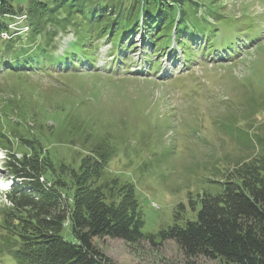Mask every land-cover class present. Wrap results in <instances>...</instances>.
Here are the masks:
<instances>
[{"label": "rangeland", "instance_id": "obj_1", "mask_svg": "<svg viewBox=\"0 0 264 264\" xmlns=\"http://www.w3.org/2000/svg\"><path fill=\"white\" fill-rule=\"evenodd\" d=\"M29 1L23 0L24 6ZM214 1L228 14L220 24L235 33L233 41L228 37L220 47L235 51L223 48L219 54V48L216 54L202 55L203 42L207 47L213 42L202 39L186 52L195 56L188 63L175 44L172 51L161 48L154 56L156 45L133 31L134 39L127 42L126 35L123 43L125 56L121 53L119 59H111L115 65L109 61L118 47L112 48L104 38L98 52L99 68L97 63L89 67L83 62L57 75L56 71L65 69L63 62L51 75L27 73L22 77L8 65L0 67V97L16 94L17 98L10 105L0 100V110L5 112L3 128L13 129L10 123L27 119L30 134L44 140L43 151L54 164L64 160L78 165L96 145L105 144L110 151L103 184L116 178L119 184L134 185L144 214L143 230L155 234V241L131 244L112 237L96 238L99 250L114 264H224L220 259L189 258L175 241L156 235L176 221L194 219L204 193L221 192L238 161L262 152L253 145L254 134L264 136V0ZM24 10L5 17L7 23L0 20L12 35L22 32L23 40L30 34L29 26L19 29L16 25L26 22L28 7ZM70 24L72 20H66L67 31L46 26V31L57 30L53 38L57 53L76 38ZM0 37L11 38L5 30ZM157 39L160 46L164 40ZM238 51L235 58L230 54ZM146 54L151 55L149 60ZM8 108L13 111L6 112ZM9 140V151L18 158L25 144L12 136ZM0 146L6 160L7 149ZM0 173V264H14L19 243L7 215L28 213L14 210L5 196L18 179L4 163ZM63 236L74 241L68 225ZM28 251L24 254L28 262L42 263L40 254Z\"/></svg>", "mask_w": 264, "mask_h": 264}, {"label": "trees", "instance_id": "obj_2", "mask_svg": "<svg viewBox=\"0 0 264 264\" xmlns=\"http://www.w3.org/2000/svg\"><path fill=\"white\" fill-rule=\"evenodd\" d=\"M212 1L30 0L24 6L23 0H0V20L6 23L5 17H15L28 7L26 22L16 27L30 29L23 40L22 32L12 35L6 24H0V32L5 30L11 37H0V67L8 65L19 76L51 75L63 62L65 69L56 71L57 75L83 62L95 67L102 39L108 38L117 46L124 43L126 35L129 39L133 30L141 31L151 43L158 44L157 38L164 40L160 48L167 50L175 23L179 47L185 51L200 44L198 40L216 37L219 31L224 39L233 41L235 33L220 24L228 14H223L221 6ZM69 19L76 38L57 53L53 45L57 30L46 31V26L52 24L67 31ZM197 33L200 37L192 43ZM16 99V94L0 97L9 105ZM4 113L0 110V145L8 152L6 166L18 179L5 196L14 210L28 213L7 215L19 243L14 264H35L26 260L24 254L28 250L40 254L43 264H114L99 250L96 238L112 237L131 244L144 239L155 241V234L143 230L145 219L134 185L119 184L116 178L106 184L101 181L109 157L107 145H96L78 165L64 160L54 164L48 152L43 151L44 140L30 134L27 119L10 123L14 128L5 129L1 123ZM11 136L25 144L18 158L9 151ZM254 138L253 147H261V155L238 161L221 192L204 193L194 219L176 221L161 229L158 237L175 241L189 258L220 259L224 264H264V136L256 133ZM66 225L74 241L63 236Z\"/></svg>", "mask_w": 264, "mask_h": 264}]
</instances>
